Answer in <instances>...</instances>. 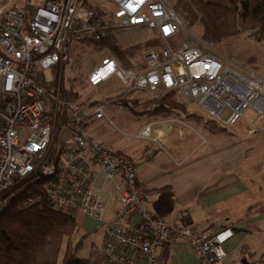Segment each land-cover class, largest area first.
Masks as SVG:
<instances>
[{
	"label": "built area",
	"instance_id": "1",
	"mask_svg": "<svg viewBox=\"0 0 264 264\" xmlns=\"http://www.w3.org/2000/svg\"><path fill=\"white\" fill-rule=\"evenodd\" d=\"M105 1L110 10L96 8L109 26L146 27L163 44L144 50L141 69H126L114 57L104 56L87 73L89 86L115 77L129 91H173L223 126L234 125L249 107L264 118V81L210 47L184 39L182 20L168 0ZM88 3L40 0L28 17L19 9L0 8V208L3 192L16 179L36 174L49 179L45 192L54 207L89 216L103 227L101 253L106 264H161L163 246L178 239L188 243L193 264H224V244L233 230H199L184 222L186 211L169 221L148 210L133 161L87 133L91 117L111 123L105 113L107 101L90 106L63 97L53 69L68 60L69 39L104 27ZM60 108L69 123L57 130ZM152 126H144L138 137L155 141ZM256 131L253 126L251 132ZM38 200L28 197L19 207ZM112 201L117 207L107 219ZM257 264H264V254Z\"/></svg>",
	"mask_w": 264,
	"mask_h": 264
},
{
	"label": "trees",
	"instance_id": "2",
	"mask_svg": "<svg viewBox=\"0 0 264 264\" xmlns=\"http://www.w3.org/2000/svg\"><path fill=\"white\" fill-rule=\"evenodd\" d=\"M4 1L6 0H0V4ZM171 5L187 28L195 24L201 26V38L208 45L215 46L240 33H248L255 40L264 41V0H174ZM88 7L100 18V25L104 27H100L96 34L83 32L75 37L94 50L107 49L126 69L144 68V50L163 44L162 39L155 34L144 42L123 47L112 34L114 27L109 26V22L105 23L104 13L90 3ZM15 9L28 17L32 8L27 3L23 8ZM61 68L63 64L53 70L59 78L63 97L78 100L79 93L73 89V85L70 84L68 88L64 85ZM113 101L135 115L160 120L178 118L213 134L232 135L231 131L215 120L188 109L187 102L178 98L173 91L151 94L144 101L129 99L126 95ZM100 102L102 101L92 100L87 105ZM68 123L67 114L60 108L55 120L56 129ZM48 181L47 177L29 174L16 179L3 192L5 203L0 208V264H106L101 250L94 242H91L87 254L81 255L80 250L89 232H83L76 238L81 231L80 223L74 213L53 206L45 192ZM138 190L146 195V189L139 184ZM37 196L39 200L31 206L19 207L28 197ZM256 207L249 206L245 216L264 212V207ZM188 221V218L184 220ZM168 248L165 245L161 250V264H165Z\"/></svg>",
	"mask_w": 264,
	"mask_h": 264
},
{
	"label": "crops",
	"instance_id": "3",
	"mask_svg": "<svg viewBox=\"0 0 264 264\" xmlns=\"http://www.w3.org/2000/svg\"><path fill=\"white\" fill-rule=\"evenodd\" d=\"M78 101L87 105L92 100L86 101L79 97ZM166 120L152 119L148 122L153 123L151 137L155 141L148 139L150 144L133 152L138 161L128 150L110 147L105 141L96 139L91 131L95 121L92 117L87 121L86 129L93 139L107 144L115 152L124 154L133 161L137 183L147 191L144 204L148 210L169 221H172L178 212L186 211L189 219L186 223L199 230L228 226L233 230V235L224 244V264H241L242 258L251 264H257L264 254V212H255L250 216H245V213L249 206L259 201L264 202V194L261 193L264 189V165L260 164L259 167L251 169V165L256 161L251 148L245 143L247 136L239 134L237 130L231 131L232 135L222 136L178 118ZM186 125L199 128L211 136L202 137L201 142L193 140L192 145V137L185 129ZM249 132L247 134H250ZM138 133L132 136L140 138ZM163 143L169 144L171 150L184 156L181 158L182 163L171 159L181 164L173 163L171 166L165 161H155V146L164 149L161 145ZM148 160L149 162H146ZM258 160L260 163V158ZM250 188H257L258 193L251 196ZM152 189L158 191H149ZM243 197L249 199V204L254 203L246 205L242 214H236L240 212L236 202L242 201ZM228 200L230 202L225 203ZM223 205L231 207H226L220 215L216 211L222 209ZM115 207L116 202H110L107 219L112 218ZM214 212L215 220L208 219L213 217ZM217 219L219 222L216 226ZM221 222L229 223L220 224ZM102 246L103 240L100 250ZM168 247L165 264L194 263L186 240H175Z\"/></svg>",
	"mask_w": 264,
	"mask_h": 264
},
{
	"label": "rangeland",
	"instance_id": "4",
	"mask_svg": "<svg viewBox=\"0 0 264 264\" xmlns=\"http://www.w3.org/2000/svg\"><path fill=\"white\" fill-rule=\"evenodd\" d=\"M40 0H6L3 4H0V8L13 7L23 8L27 3L33 5L39 3ZM170 4L174 0H168ZM92 6H100L109 9V4L105 0H89ZM182 35L184 39L191 41L192 44H197L204 47H210L212 50L224 56L227 61L233 66H241L255 72L264 81V41H257L253 37L248 36V33H240L223 40L222 42L211 46L206 44L202 38L201 26L195 24L191 27H186L182 20ZM112 34L118 43L123 46H130L136 43H141L155 35L154 30L146 27L138 28H113ZM68 60L63 63L62 74L64 85L68 88L70 84L73 85V89L79 93V97L82 100H101L107 101L105 105V113L110 119L111 123L105 119H99L94 121L92 127L93 136L98 139L105 141L110 147H118L121 149L128 150L133 154V157L137 160V156L134 153L139 147H144L146 144H150L148 139L145 138H134L133 134L139 132L144 126L148 124L152 119L145 115H135L126 110L123 106L115 103L113 100L121 95H126L127 98H136L139 101H144L151 97V93L145 91H129L117 78L113 77L106 82L100 84L98 87H90L87 85L86 77L95 65H98L104 56H111L107 49L94 50L89 45L81 42L77 37H71L67 44ZM181 100H184L181 96H178ZM186 101V100H184ZM187 102L188 109L195 111L200 114H204L199 106L195 102ZM169 121V120H166ZM137 126L139 127L137 129ZM143 126V127H142ZM255 126L256 132H251V128ZM229 131L237 130L239 134L245 135L247 146L251 148L253 158H255V164L251 165V169L264 165V118H260L252 108L244 110L241 117L232 126H225ZM141 128V129H140ZM140 129V130H139ZM186 131L192 137L191 143L194 145V141H203L202 137H210L211 135L205 131H202L196 127L185 126ZM139 130V131H138ZM250 131V134H247ZM91 134V132H90ZM200 134V135H199ZM162 148L155 146V161H165L169 165L173 166L175 161L182 163L181 158L184 157L181 154L175 153L170 149L169 144H161ZM134 152V153H133ZM261 162L259 163V159ZM173 161H172V160ZM139 160V159H138ZM137 160V161H138ZM146 162H149L146 161ZM181 163H175L181 164ZM243 173V172H242ZM240 172V174H242ZM253 174H251L252 176ZM252 188V187H251ZM250 188V190H251ZM251 196L258 193L257 188L251 190ZM264 194V189L261 192ZM249 199L243 197L242 201H237L239 204V213L245 210V208L253 203H248ZM230 200L225 203H229ZM261 202V203H259ZM256 202L255 207H264V202ZM247 205V206H246ZM246 206V207H245ZM224 206L219 209L221 215L226 210ZM80 223V232L76 238L81 236L83 232H89V236L84 240L82 248L80 250L81 255H86L91 242H94L100 249L103 240V227H99V223L81 213H74ZM213 217L208 219L215 220L216 213H212ZM224 216V214H223ZM224 218V217H223ZM226 218V217H225ZM137 217L132 220V226L136 222ZM232 221V220H231ZM218 225L219 220H216ZM229 222H221L220 224H226Z\"/></svg>",
	"mask_w": 264,
	"mask_h": 264
},
{
	"label": "water",
	"instance_id": "5",
	"mask_svg": "<svg viewBox=\"0 0 264 264\" xmlns=\"http://www.w3.org/2000/svg\"><path fill=\"white\" fill-rule=\"evenodd\" d=\"M240 263H241V264H251V263L248 262L245 258H242V259L240 260Z\"/></svg>",
	"mask_w": 264,
	"mask_h": 264
},
{
	"label": "bare ground",
	"instance_id": "6",
	"mask_svg": "<svg viewBox=\"0 0 264 264\" xmlns=\"http://www.w3.org/2000/svg\"><path fill=\"white\" fill-rule=\"evenodd\" d=\"M204 46H205V44H204ZM209 46V45H208ZM125 68V67H124ZM228 227V226H227Z\"/></svg>",
	"mask_w": 264,
	"mask_h": 264
}]
</instances>
